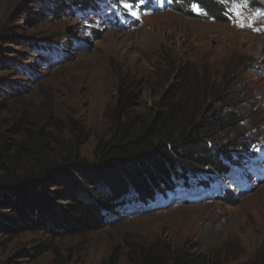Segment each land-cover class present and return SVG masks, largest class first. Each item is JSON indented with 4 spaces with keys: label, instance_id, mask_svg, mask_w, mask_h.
I'll return each mask as SVG.
<instances>
[{
    "label": "rangeland",
    "instance_id": "1",
    "mask_svg": "<svg viewBox=\"0 0 264 264\" xmlns=\"http://www.w3.org/2000/svg\"><path fill=\"white\" fill-rule=\"evenodd\" d=\"M79 1L0 0V153L22 138L13 124L27 117L63 144L51 152L69 146L89 167L48 183L33 209L37 230L0 231V264H132L129 253L152 244L208 254L207 264L264 257V0H216L223 19L200 17L196 2L192 17L172 9L180 0ZM188 74L206 86L188 98L203 122L233 115L230 129L199 135L226 172L200 170L199 180L179 171L172 182L184 186L165 200L159 190L139 200L128 184L106 220L71 232L60 215L75 195L67 183L98 202L97 148L114 134L120 99L128 95L129 108L118 118L134 115L137 131Z\"/></svg>",
    "mask_w": 264,
    "mask_h": 264
},
{
    "label": "trees",
    "instance_id": "2",
    "mask_svg": "<svg viewBox=\"0 0 264 264\" xmlns=\"http://www.w3.org/2000/svg\"><path fill=\"white\" fill-rule=\"evenodd\" d=\"M180 1L173 2L172 9L182 10L187 16H194L190 6L192 2L203 8L200 17L205 15L223 19L222 16L225 14V7L216 0ZM69 2L77 7L83 4V1L79 0ZM64 6L68 8L67 5ZM193 76L188 74L181 78L176 87L177 94L165 96L159 103L163 110L152 112L151 117L137 131L132 129L136 121L134 115L129 117L122 115L118 118L120 110L126 112L129 108L126 106L128 95L122 94L119 105L114 109L116 117L114 134L97 148L100 162L98 167H102L105 177H100L97 185L93 184L90 193L96 196L98 202L97 200L95 202L90 194L85 192L81 194L77 185L67 183L69 190L75 195L72 196L73 202L67 203L68 208L62 210L60 215L71 232H85L106 220L108 213L114 209L110 205L111 198L113 200L119 198L121 192L127 191L128 184H133L138 189L140 193H137L136 198L139 200H144L156 190H159L165 200L175 195L174 187L177 190L184 186L183 183L177 185L176 181L172 182L171 176L176 177L179 171H182L181 173L191 171L186 175L195 172L193 174L196 178L198 177L196 172L200 170L214 168L220 174L226 172L221 154L211 156L212 150H208L201 142L199 135L202 132L224 130L227 127L230 129L233 115L227 112L220 119L203 122V118L199 114L196 115L194 109L196 102H191L188 98L192 99L198 90L205 91L206 86L203 87ZM190 93L193 95L190 96ZM47 128L49 127L30 121L27 117L14 121L13 131L18 132L22 138L12 151L0 153V166L3 169L0 175V188L4 189L2 193L6 197L5 201L0 203L11 206L8 213L0 210L1 232L20 233L29 229L37 230L39 222L33 217V209H39L37 206L46 199L43 193L48 183L55 181L58 175V179L62 177L70 181L73 172L84 177L89 168L88 163L69 146L64 148L65 154L63 150L62 154L51 152L53 145L64 146L52 137ZM57 147L55 150L59 149ZM5 149L4 142L3 151ZM98 172L97 175H100L102 171ZM238 177L242 178V175ZM157 180L158 183L152 184ZM168 180L171 181L170 184H164ZM185 187L195 188L187 181ZM193 194L196 195V192ZM38 197L42 199L35 205ZM29 199L35 200V203H31ZM52 213L53 210H50L47 216ZM130 255L134 257L132 264H207L210 260L209 255L205 253L197 255L187 251L172 253L166 246L155 244L147 248L137 247L135 253L132 251L129 257ZM246 264H264V257L250 259Z\"/></svg>",
    "mask_w": 264,
    "mask_h": 264
},
{
    "label": "clouds",
    "instance_id": "3",
    "mask_svg": "<svg viewBox=\"0 0 264 264\" xmlns=\"http://www.w3.org/2000/svg\"><path fill=\"white\" fill-rule=\"evenodd\" d=\"M198 179L201 180V177L199 176V174H198Z\"/></svg>",
    "mask_w": 264,
    "mask_h": 264
},
{
    "label": "snow or ice",
    "instance_id": "4",
    "mask_svg": "<svg viewBox=\"0 0 264 264\" xmlns=\"http://www.w3.org/2000/svg\"><path fill=\"white\" fill-rule=\"evenodd\" d=\"M127 6V5H126ZM197 11H199V9H196Z\"/></svg>",
    "mask_w": 264,
    "mask_h": 264
},
{
    "label": "water",
    "instance_id": "5",
    "mask_svg": "<svg viewBox=\"0 0 264 264\" xmlns=\"http://www.w3.org/2000/svg\"><path fill=\"white\" fill-rule=\"evenodd\" d=\"M56 175V174H55Z\"/></svg>",
    "mask_w": 264,
    "mask_h": 264
}]
</instances>
